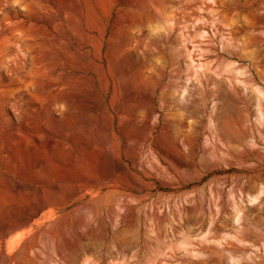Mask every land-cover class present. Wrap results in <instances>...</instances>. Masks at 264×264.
Segmentation results:
<instances>
[{
  "label": "rangeland",
  "instance_id": "obj_1",
  "mask_svg": "<svg viewBox=\"0 0 264 264\" xmlns=\"http://www.w3.org/2000/svg\"><path fill=\"white\" fill-rule=\"evenodd\" d=\"M0 264H264V0H0Z\"/></svg>",
  "mask_w": 264,
  "mask_h": 264
},
{
  "label": "bare ground",
  "instance_id": "obj_2",
  "mask_svg": "<svg viewBox=\"0 0 264 264\" xmlns=\"http://www.w3.org/2000/svg\"><path fill=\"white\" fill-rule=\"evenodd\" d=\"M252 60V59H251ZM260 72V71H259Z\"/></svg>",
  "mask_w": 264,
  "mask_h": 264
}]
</instances>
